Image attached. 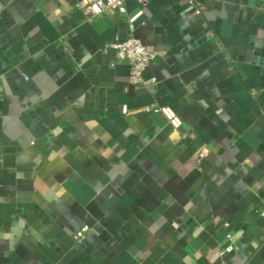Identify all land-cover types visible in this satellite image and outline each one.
<instances>
[{
    "label": "crops",
    "instance_id": "1",
    "mask_svg": "<svg viewBox=\"0 0 264 264\" xmlns=\"http://www.w3.org/2000/svg\"><path fill=\"white\" fill-rule=\"evenodd\" d=\"M79 1L0 0V264H264V0Z\"/></svg>",
    "mask_w": 264,
    "mask_h": 264
},
{
    "label": "built area",
    "instance_id": "2",
    "mask_svg": "<svg viewBox=\"0 0 264 264\" xmlns=\"http://www.w3.org/2000/svg\"><path fill=\"white\" fill-rule=\"evenodd\" d=\"M77 7L84 13L88 20H93L99 17L107 10L124 13L127 16L130 30L134 29L135 21L142 15V9H137L134 13H128L125 0H80L77 3ZM195 11L196 13H200V8L196 7ZM109 48L115 50L116 57L118 59L125 60L130 63L127 78L129 85L149 87L155 83V78H145L143 76V72L145 68L151 63V61H153L159 55L157 51L147 49L143 43L134 36H131L122 42L113 41L106 43L103 47L104 50ZM146 109L162 113L172 130L178 129L182 124L181 118L170 107L151 105L146 107ZM123 110L126 111V108L123 107ZM205 154L206 150L200 149L195 154V157L200 159ZM90 229L91 228L88 225H83L80 227V229L73 233L72 237L74 241L77 243L83 241ZM230 249L231 246L226 247V249L222 251L221 254H223L225 251H229Z\"/></svg>",
    "mask_w": 264,
    "mask_h": 264
}]
</instances>
